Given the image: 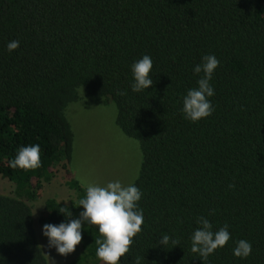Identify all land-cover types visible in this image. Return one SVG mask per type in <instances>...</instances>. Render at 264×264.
<instances>
[{
  "label": "trees",
  "instance_id": "16d2710c",
  "mask_svg": "<svg viewBox=\"0 0 264 264\" xmlns=\"http://www.w3.org/2000/svg\"><path fill=\"white\" fill-rule=\"evenodd\" d=\"M11 40L20 45L9 52ZM144 54L154 84L135 93L129 66ZM205 54L220 60L214 111L193 123L181 96L196 86L192 69ZM78 100L112 104L115 125L140 148L132 182L144 223L120 264H203L190 251L201 215L232 235L205 264H264V0H0V174L14 186L0 193V264H48L31 202L42 182L69 172L66 108ZM37 143L39 168L9 166L20 146ZM66 184L73 202L44 199L41 232L65 219L60 206L79 216L84 186L72 175ZM164 233L180 245L156 244ZM98 236L85 225L68 264H103ZM237 239L251 242L247 258L233 255Z\"/></svg>",
  "mask_w": 264,
  "mask_h": 264
},
{
  "label": "clouds",
  "instance_id": "9594fccd",
  "mask_svg": "<svg viewBox=\"0 0 264 264\" xmlns=\"http://www.w3.org/2000/svg\"><path fill=\"white\" fill-rule=\"evenodd\" d=\"M19 45V40H11L6 44V49L12 52ZM219 65L220 60L214 54H205L200 62L193 66V75L198 78L196 86L188 88L181 96L180 112L184 119L195 123L209 117L214 111L210 98L215 95V89L211 80ZM152 68L153 61L148 54L142 55L130 64L132 92L145 91L154 84L150 76ZM9 166L24 170L39 168L41 146L38 143L20 146L15 156L9 160ZM232 187L234 185L230 184L229 188ZM142 196L143 192L135 182L123 184L120 180H113L105 184H86L84 195L78 201L77 206H82V210L77 218H72V212L67 206H60L58 211L65 219L59 224L45 223L42 226V235L47 238V246L66 256L74 252L82 241V229L85 225H95L99 233L95 240L96 258L103 264H120L121 257L129 252L134 237L142 231L144 212L139 204ZM61 201L66 205L69 200H60L59 204ZM195 223L197 226L190 236V251L205 264L210 255L232 239V235L227 223L214 228L212 221L203 215L197 216ZM156 244L171 249L180 245V241L164 233L160 235ZM234 244L232 253L235 257L244 259L251 255L250 241L237 239ZM136 264H140L139 258H136Z\"/></svg>",
  "mask_w": 264,
  "mask_h": 264
},
{
  "label": "rangeland",
  "instance_id": "374dc122",
  "mask_svg": "<svg viewBox=\"0 0 264 264\" xmlns=\"http://www.w3.org/2000/svg\"><path fill=\"white\" fill-rule=\"evenodd\" d=\"M66 117L74 133L69 172L61 168L50 181L42 182L40 197L31 202L36 239L48 264H68L79 254L80 245L66 256L47 246V238L42 235L38 225L44 199H74L73 190L66 184L71 175L84 187L88 183L105 184L113 180H120L123 184L131 183L140 164L138 142L117 128L112 104L78 100L67 106ZM13 188V184L0 174V193L10 195Z\"/></svg>",
  "mask_w": 264,
  "mask_h": 264
}]
</instances>
